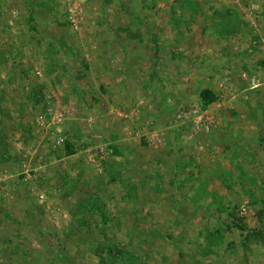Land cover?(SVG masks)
<instances>
[{
    "label": "rangeland",
    "instance_id": "obj_1",
    "mask_svg": "<svg viewBox=\"0 0 264 264\" xmlns=\"http://www.w3.org/2000/svg\"><path fill=\"white\" fill-rule=\"evenodd\" d=\"M0 180V264H264V0H0Z\"/></svg>",
    "mask_w": 264,
    "mask_h": 264
},
{
    "label": "built area",
    "instance_id": "obj_2",
    "mask_svg": "<svg viewBox=\"0 0 264 264\" xmlns=\"http://www.w3.org/2000/svg\"><path fill=\"white\" fill-rule=\"evenodd\" d=\"M37 75H40L37 72ZM226 83L223 80L221 87H224ZM54 107L48 108V113L40 112L36 114L33 118V126L37 131L43 134L49 141L50 146L53 150H62L65 149L69 143L70 137L64 132L67 114L63 110H54ZM197 110H192L196 115ZM102 158H105V153L102 154ZM8 184L4 180H0V195L9 194L7 190ZM41 198L44 199L45 196L41 195Z\"/></svg>",
    "mask_w": 264,
    "mask_h": 264
},
{
    "label": "trees",
    "instance_id": "obj_3",
    "mask_svg": "<svg viewBox=\"0 0 264 264\" xmlns=\"http://www.w3.org/2000/svg\"><path fill=\"white\" fill-rule=\"evenodd\" d=\"M207 94L208 93H205V97H204V99L208 102L206 105H208L211 102V100L209 101V96L207 97ZM204 107H206V106H204Z\"/></svg>",
    "mask_w": 264,
    "mask_h": 264
},
{
    "label": "crops",
    "instance_id": "obj_4",
    "mask_svg": "<svg viewBox=\"0 0 264 264\" xmlns=\"http://www.w3.org/2000/svg\"><path fill=\"white\" fill-rule=\"evenodd\" d=\"M212 106H214V105H210V106H209V111L212 109Z\"/></svg>",
    "mask_w": 264,
    "mask_h": 264
}]
</instances>
